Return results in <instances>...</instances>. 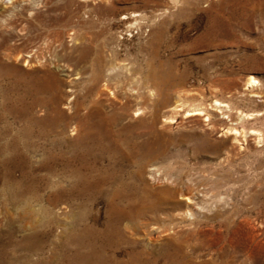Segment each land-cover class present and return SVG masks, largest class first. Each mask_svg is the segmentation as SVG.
<instances>
[{
	"label": "rangeland",
	"instance_id": "1",
	"mask_svg": "<svg viewBox=\"0 0 264 264\" xmlns=\"http://www.w3.org/2000/svg\"><path fill=\"white\" fill-rule=\"evenodd\" d=\"M83 235L95 261L264 264V6L0 0V264H78Z\"/></svg>",
	"mask_w": 264,
	"mask_h": 264
},
{
	"label": "bare ground",
	"instance_id": "2",
	"mask_svg": "<svg viewBox=\"0 0 264 264\" xmlns=\"http://www.w3.org/2000/svg\"><path fill=\"white\" fill-rule=\"evenodd\" d=\"M177 1V0H175ZM238 1V0H237ZM255 3L259 6H261V8L263 9V6H264V0H254ZM240 3V2H239ZM241 5V4H240ZM236 11V10H235ZM240 12V11H239ZM235 14V13H234ZM108 76V72L106 71L105 73H103L102 77H107ZM102 77H95L94 80H98V79H101ZM255 81H257V79L255 77H250L249 80H248V83L249 84H253ZM227 107V106H226ZM201 109V108H200ZM202 110V109H201ZM41 124V122H40ZM258 132V131H257ZM233 133H237V130H234ZM234 134V135H235ZM96 135H91V134H88L87 135V138H92V137H95ZM67 192V191H66ZM71 194L74 196V197H81V196H85L87 194H91L92 192H95V188L93 187V185H84L82 189L80 190H70ZM187 199L189 200V203L190 201L192 202V200H190L189 197H187ZM193 203V202H192ZM120 207L118 205H115V204H112V207H111V214H112V218H111V222H110V231L113 232L116 231L118 233V235L120 236L121 235V231L119 230V227H118V224L123 221V219L126 217V212L123 211L122 209H120ZM125 209V208H124ZM142 209V208H141ZM130 214V213H128ZM144 216V215H143ZM120 225V224H119ZM89 233V231H88ZM87 233V234H88ZM93 237L95 235H97L99 232H97L96 230L92 231L91 232ZM117 235V236H118ZM91 237V236H90ZM88 238V236H87ZM117 238V237H116ZM77 239H79L78 241V246L81 247V248H85L87 245L86 243V239H85V235H83V238L82 237H78ZM94 241V240H93ZM91 245H89L90 247ZM39 247V246H37ZM94 244L91 246V250L88 254L82 256V257H78V259L76 260V262H78V264H155V261L153 262H150L146 257H144L141 253H137V254H133L131 256V258L128 260V261H123V260H119V259H116L115 257H111V259L107 260V261H104V259L100 258L99 260L95 261L93 259L94 257ZM75 259V258H74ZM105 262V263H104ZM178 262V261H177Z\"/></svg>",
	"mask_w": 264,
	"mask_h": 264
}]
</instances>
